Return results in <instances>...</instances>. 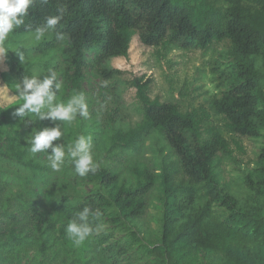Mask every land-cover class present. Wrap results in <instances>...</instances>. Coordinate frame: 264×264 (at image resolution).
I'll return each mask as SVG.
<instances>
[{
    "label": "trees",
    "instance_id": "1",
    "mask_svg": "<svg viewBox=\"0 0 264 264\" xmlns=\"http://www.w3.org/2000/svg\"><path fill=\"white\" fill-rule=\"evenodd\" d=\"M57 9L63 18L48 30L51 41L32 48L27 59H39L25 66L12 34L35 32ZM133 36L166 51L225 45V62L212 68L221 90L210 108L231 133L261 141L242 196L223 181L220 158L230 151L222 133L205 132L177 103L153 100L150 79L130 84L143 121L127 132L114 128L111 80L120 72L104 63L128 57ZM5 46L16 100L0 104V264H264V0H34ZM53 72L56 102L83 93L88 117L15 115L23 80ZM57 126L62 136L52 144L66 157L54 172L52 149L33 154L27 139ZM81 135L91 136L99 166L83 177L67 155ZM84 207L99 217H89L93 234L77 247L66 228Z\"/></svg>",
    "mask_w": 264,
    "mask_h": 264
},
{
    "label": "rangeland",
    "instance_id": "2",
    "mask_svg": "<svg viewBox=\"0 0 264 264\" xmlns=\"http://www.w3.org/2000/svg\"><path fill=\"white\" fill-rule=\"evenodd\" d=\"M6 39L0 41V49L5 50V53L0 54V104H10L16 100V90L13 84L7 82L9 77ZM51 39L49 31L39 40L35 39L34 32L17 36L12 34V51L20 62L26 64L27 61L30 64L39 58L29 61L27 59L29 51ZM58 45L61 52L66 42L62 41ZM224 49V44H218L207 52L199 49L166 51L145 47L138 36H133L129 56L109 59L105 61L104 68L120 72L111 80V85L115 87L112 89L113 100L118 107L115 129L127 132L143 121L137 90L130 87V84L136 78L143 77L145 81L150 79L152 81L150 94L153 100L160 103H177L182 112H192L196 115L205 132L216 130L222 133L230 151L229 155H221L220 158L223 181H226L236 194L242 196V178L248 170L255 167L261 141L231 133L223 119L215 115L210 108L211 100L219 96L221 90L212 68L216 62H225L227 55ZM91 81L97 90L98 80L91 78ZM84 88H89L87 82L84 83ZM149 145L150 142L145 144L144 155L152 154L149 153ZM152 212L156 213L154 210Z\"/></svg>",
    "mask_w": 264,
    "mask_h": 264
},
{
    "label": "clouds",
    "instance_id": "3",
    "mask_svg": "<svg viewBox=\"0 0 264 264\" xmlns=\"http://www.w3.org/2000/svg\"><path fill=\"white\" fill-rule=\"evenodd\" d=\"M34 0H0V41L5 40L9 33L24 23L25 16L28 15L29 8ZM46 2V0H45ZM58 15H49L45 18L42 26L35 28V39L39 40L44 37L49 29L55 26L63 18V10L57 9ZM63 34L57 33V39L62 40ZM5 53L4 49H0V54ZM56 73L53 72L51 78H45L42 82H38L36 77L25 78L23 80V90L19 93L23 100L20 107L15 110V115L23 117L26 114H36L41 118H50L52 120H60L71 123L76 119L77 113L80 117L87 118L89 115L88 104L83 93L73 94L67 102H56V94L51 90ZM19 89V84L16 85ZM61 85L56 84V89L60 90ZM47 108V112L44 109ZM62 136L59 126L53 128H45L39 132H33L27 139L30 145V151L33 154L39 152L48 153L49 167L58 172L61 170L65 162L66 151L63 146H55L52 144ZM74 163L75 172L83 177L88 173H95L98 164L94 161L92 154V138L91 136H79L74 144L67 150ZM99 217V213H93L89 207H84L77 215V218L71 220L66 228L68 238L74 246H80L88 237L93 234V227L89 222V217ZM83 221V223L78 222Z\"/></svg>",
    "mask_w": 264,
    "mask_h": 264
}]
</instances>
